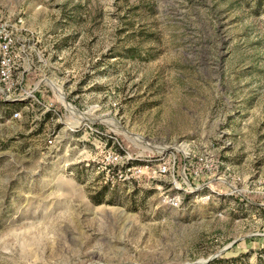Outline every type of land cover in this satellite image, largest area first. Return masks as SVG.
Segmentation results:
<instances>
[{
    "label": "rangeland",
    "instance_id": "rangeland-1",
    "mask_svg": "<svg viewBox=\"0 0 264 264\" xmlns=\"http://www.w3.org/2000/svg\"><path fill=\"white\" fill-rule=\"evenodd\" d=\"M19 17L43 106L0 90V264H264V0H0ZM114 142L213 201L112 184Z\"/></svg>",
    "mask_w": 264,
    "mask_h": 264
},
{
    "label": "built area",
    "instance_id": "built-area-1",
    "mask_svg": "<svg viewBox=\"0 0 264 264\" xmlns=\"http://www.w3.org/2000/svg\"><path fill=\"white\" fill-rule=\"evenodd\" d=\"M33 33L26 28L23 17L15 19H0V86L4 96L11 98L15 93H25L26 98L35 99L42 105V101L35 93L37 87L26 91L24 88L25 76L28 74L34 62L46 63L45 57H30L32 50L30 40ZM22 69V70H21ZM43 106V105H42ZM44 112L56 113L55 107L44 105ZM20 113L14 114L19 117ZM82 123V122H81ZM84 127L91 134L99 133L94 125L84 122ZM73 132L74 129L70 128ZM49 144H53L54 140L50 138ZM106 167L113 173L112 184L117 182L140 183L143 181H158L166 177L172 178L174 190L166 192L161 197V204L171 209H180L185 201L183 191L195 194V201L208 204L213 201L214 193L207 192L206 189L199 191L200 187L193 188L187 181L185 172L179 173L174 158L154 157L150 159L140 160L132 157V155L118 142L113 143L106 151ZM205 192V193H200Z\"/></svg>",
    "mask_w": 264,
    "mask_h": 264
},
{
    "label": "trees",
    "instance_id": "trees-1",
    "mask_svg": "<svg viewBox=\"0 0 264 264\" xmlns=\"http://www.w3.org/2000/svg\"><path fill=\"white\" fill-rule=\"evenodd\" d=\"M129 52H132V55H133V56H134V55H137V54H139L138 56H141L140 53L137 52V51L134 50V49H131ZM19 102H20V101L5 102L4 105H5V106L13 107V109L18 110V109H20V107H21V104H20ZM97 203L100 204L99 202H97ZM214 261H215V260H214Z\"/></svg>",
    "mask_w": 264,
    "mask_h": 264
}]
</instances>
